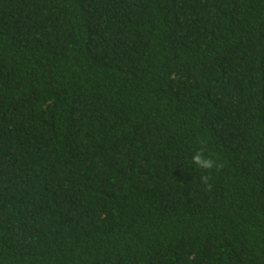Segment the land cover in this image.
Segmentation results:
<instances>
[{
  "label": "trees",
  "instance_id": "1",
  "mask_svg": "<svg viewBox=\"0 0 264 264\" xmlns=\"http://www.w3.org/2000/svg\"><path fill=\"white\" fill-rule=\"evenodd\" d=\"M0 264H264V0H0Z\"/></svg>",
  "mask_w": 264,
  "mask_h": 264
},
{
  "label": "clouds",
  "instance_id": "2",
  "mask_svg": "<svg viewBox=\"0 0 264 264\" xmlns=\"http://www.w3.org/2000/svg\"><path fill=\"white\" fill-rule=\"evenodd\" d=\"M192 161L197 165V166H203L204 168L206 169H213V168H216V169H219L221 168L223 165L222 163L216 161V160H213L212 158H204L202 156V153L200 152H197L193 157H192ZM205 183H207L208 181V176L205 175L201 178Z\"/></svg>",
  "mask_w": 264,
  "mask_h": 264
}]
</instances>
